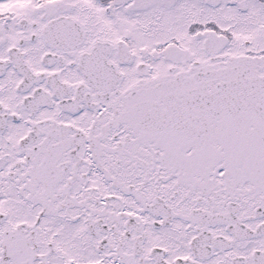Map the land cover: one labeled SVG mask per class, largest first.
Instances as JSON below:
<instances>
[{
  "label": "snow or ice",
  "instance_id": "snow-or-ice-1",
  "mask_svg": "<svg viewBox=\"0 0 264 264\" xmlns=\"http://www.w3.org/2000/svg\"><path fill=\"white\" fill-rule=\"evenodd\" d=\"M0 264H264V0H0Z\"/></svg>",
  "mask_w": 264,
  "mask_h": 264
}]
</instances>
